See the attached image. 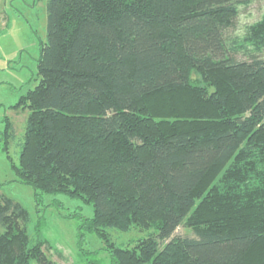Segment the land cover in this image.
Masks as SVG:
<instances>
[{
	"label": "trees",
	"instance_id": "1",
	"mask_svg": "<svg viewBox=\"0 0 264 264\" xmlns=\"http://www.w3.org/2000/svg\"><path fill=\"white\" fill-rule=\"evenodd\" d=\"M44 1L39 80L12 105L28 110L12 181L36 202L92 204L80 227L110 264H264V13L237 39L251 0ZM29 221L0 192V264H67ZM130 228L150 233L112 241Z\"/></svg>",
	"mask_w": 264,
	"mask_h": 264
},
{
	"label": "rangeland",
	"instance_id": "2",
	"mask_svg": "<svg viewBox=\"0 0 264 264\" xmlns=\"http://www.w3.org/2000/svg\"><path fill=\"white\" fill-rule=\"evenodd\" d=\"M263 13L264 0H251L248 5L239 6L227 35L241 38L247 26ZM45 38L44 0H0V192L28 210L30 221L27 231L32 242L44 240V253L52 260L67 264H110L102 240L80 227L79 216H93L92 204L61 193L41 194L36 202L31 187L12 181L28 114L27 109H15L12 105L38 83L39 42ZM258 54L264 56V49ZM5 116L13 122L15 134L7 153L2 148L1 139ZM109 232L112 241L119 246L133 244L150 233L139 228L126 231L111 229ZM192 234L190 229L180 226L174 236ZM35 263L32 261L30 264Z\"/></svg>",
	"mask_w": 264,
	"mask_h": 264
}]
</instances>
